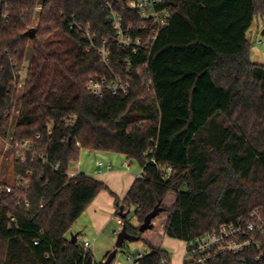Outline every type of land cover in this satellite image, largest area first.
Returning a JSON list of instances; mask_svg holds the SVG:
<instances>
[{"label":"trees","instance_id":"obj_1","mask_svg":"<svg viewBox=\"0 0 264 264\" xmlns=\"http://www.w3.org/2000/svg\"><path fill=\"white\" fill-rule=\"evenodd\" d=\"M129 1L0 0V138L11 141L16 177L0 196V264H97L69 238L109 191L84 173L69 177L82 151L141 167L117 204L124 214L134 208L140 226L158 207L168 238L187 242L255 212L264 220V65L251 61L249 35L264 20V0H177L151 54L138 56L117 48L108 22L112 9L125 29L139 27ZM105 42L128 96L87 90L108 73L97 52ZM122 221L147 247L137 264H170L140 226ZM259 255L209 264H264Z\"/></svg>","mask_w":264,"mask_h":264},{"label":"built area","instance_id":"obj_2","mask_svg":"<svg viewBox=\"0 0 264 264\" xmlns=\"http://www.w3.org/2000/svg\"><path fill=\"white\" fill-rule=\"evenodd\" d=\"M177 0H130L128 7L137 12L143 20L141 25L134 29L133 26L124 28L123 20L112 11L108 18L109 24L116 31L114 42L118 49L130 52L134 56L141 54L150 55L158 39L160 32L170 24V12L168 6ZM102 65L108 73L96 75L87 84V90L94 96L103 98L105 96H128L131 93V84L123 81L113 71V52L109 48V42H105L97 49ZM130 66V62L128 63ZM130 69V68H129ZM12 147V145H11ZM16 158L25 161L22 148L16 154ZM154 162V160L152 161ZM155 163V162H154ZM128 168L129 164L126 163ZM98 173L111 170L110 163H97ZM74 177L75 175H70ZM143 174L139 175L142 178ZM11 190L8 189V192ZM37 245L38 242H35ZM85 251L90 250V243L82 245ZM185 251L183 264H209L213 259L226 254H239L254 249L259 252L258 261L264 257V220L255 212L251 219H240L236 222L223 225L219 230L208 232L200 237L184 242ZM145 255L128 256L130 263H136ZM106 262V261H105ZM112 264H120L115 260Z\"/></svg>","mask_w":264,"mask_h":264},{"label":"crops","instance_id":"obj_3","mask_svg":"<svg viewBox=\"0 0 264 264\" xmlns=\"http://www.w3.org/2000/svg\"><path fill=\"white\" fill-rule=\"evenodd\" d=\"M83 152L85 151H82V153ZM90 153H92V155L95 154L94 157L96 158V162L94 164L93 169H91L90 171H86L87 173L84 174L104 183L108 187L109 191H103L87 208L85 213L78 220L77 224L72 228L70 239L76 238L77 240L76 242H78L79 244H80L81 236H85L86 238H89V240L93 239L92 243H90L89 241H85V242L90 243V251L94 256L93 248L97 244L98 240L107 232V229L112 224L113 222L112 217L114 213H116L117 215L120 209V207L117 204V201L123 203L128 192L130 191V189L136 182L137 178L141 174L142 169L141 167L139 169L137 168L134 169L132 167L133 163L128 162L126 157L121 155L102 153V152H90ZM99 161L105 164L110 163L112 165V169L109 171L105 170L102 173H98L97 163ZM126 163L129 164L128 168L125 167ZM83 170L85 169H83L82 164H80V167L78 166V168L74 170L75 172L72 171L69 172V174L77 175L83 173ZM173 201L174 200L172 199V203ZM161 217H163L161 218V220H158L159 219L158 218L154 222V229L148 231L145 234V239H147L153 245L164 249L168 240H173V241H178V240L166 237L165 226L168 216L162 215ZM73 229L75 230L73 231ZM122 229L120 230L122 231ZM121 231H119V233ZM119 233L117 231L113 232V234H115L116 237L118 236ZM109 242L111 244V241ZM182 243L184 244V242ZM184 251H185V246L183 247V250L179 254V256L175 257L173 262L171 261L170 258V264H183ZM166 252L168 253V251Z\"/></svg>","mask_w":264,"mask_h":264},{"label":"rangeland","instance_id":"obj_4","mask_svg":"<svg viewBox=\"0 0 264 264\" xmlns=\"http://www.w3.org/2000/svg\"><path fill=\"white\" fill-rule=\"evenodd\" d=\"M264 20L258 19L255 21L253 27L251 28L249 35L252 39V46L250 49V59L253 63L264 65ZM28 64L25 66V70L22 72V79L21 83L25 80L27 74ZM153 100V98H152ZM21 106V101L16 103L15 110L13 113L12 124L13 128L15 127L17 117L19 115V110ZM95 154L92 155L89 151H85L81 153V157L78 163H74L71 165L69 172L74 171L80 164H82L83 173H87L86 171H90L93 169L94 164L96 162V158L94 157ZM114 167V166H113ZM132 167L135 169H139L140 166L137 163H133ZM88 169V170H87ZM75 172V171H74ZM90 173V172H89ZM16 182V177L14 173V154L11 147V141L2 140L0 138V196L1 194L8 188L14 185ZM128 219L130 220L132 225L140 226L134 217V208H130L129 212L127 213ZM163 218V217H162ZM113 222L110 227L107 229V232L98 240L97 244L93 248L94 259L97 264H105L107 260V255L112 254L116 249V244L118 242V236L116 237L113 234L114 231H121L123 227V221L120 215H116L114 213ZM75 229H73L74 231ZM71 236V231L69 233V238ZM91 239V238H90ZM85 241H89L92 243L93 239L89 240L85 236L80 237V244L82 245ZM111 241V244L110 242ZM111 245V247H110ZM184 244L179 241L168 240L167 244L164 247V250L168 251L170 254L171 261L173 262L176 256L182 252ZM148 252L147 247L141 241L135 242H126L123 246L122 250L117 252L115 255V261L120 264H137V263H130L127 260L128 256H138L139 254L146 255Z\"/></svg>","mask_w":264,"mask_h":264},{"label":"water","instance_id":"obj_5","mask_svg":"<svg viewBox=\"0 0 264 264\" xmlns=\"http://www.w3.org/2000/svg\"><path fill=\"white\" fill-rule=\"evenodd\" d=\"M263 36H264V32H263ZM119 215L122 219L127 217V213L124 214L122 208L120 209ZM159 215H160V209L158 207L152 213L147 215L144 220V223L139 227L140 233L145 234L148 231H151L154 228V221L157 219ZM72 241L75 244L77 240L76 238H73ZM135 241H139V238L129 235L125 229H122V231L118 234V242L116 244V249L112 254L108 256L105 264H112V262L115 260V255L117 254V252L122 250L126 242H135Z\"/></svg>","mask_w":264,"mask_h":264}]
</instances>
